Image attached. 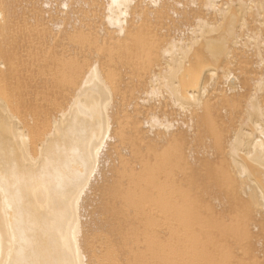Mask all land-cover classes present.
Masks as SVG:
<instances>
[{"label": "bare ground", "instance_id": "obj_1", "mask_svg": "<svg viewBox=\"0 0 264 264\" xmlns=\"http://www.w3.org/2000/svg\"><path fill=\"white\" fill-rule=\"evenodd\" d=\"M17 2L0 0V264L92 263L83 198L108 139L121 133L140 170L130 188L108 186L107 205L119 199L128 207L129 189L189 166L169 189L180 204L162 203L154 184V206L172 210L183 231L188 250L180 254L225 264V253L211 255L225 234L257 251L252 231L264 240V0H107L105 67L88 66L78 93L54 113L44 108L47 78L31 72V55L55 46L62 52L60 39L75 43L78 34L57 25L55 44L44 37L29 45ZM58 68L50 77L59 83ZM140 123L153 134L147 142ZM195 188L227 200L243 192L235 223L192 229L204 210ZM119 227H108L112 236Z\"/></svg>", "mask_w": 264, "mask_h": 264}, {"label": "rangeland", "instance_id": "obj_2", "mask_svg": "<svg viewBox=\"0 0 264 264\" xmlns=\"http://www.w3.org/2000/svg\"><path fill=\"white\" fill-rule=\"evenodd\" d=\"M106 4L107 0H18L15 14L19 24L21 26L25 24L29 29L28 37L24 38L29 45L38 41L42 42L41 39L44 37L46 41H50L49 45L55 44L57 25H61V29L70 30L71 34L75 31L78 34L75 43H66V38L60 35V38H63L60 39V42L65 47L62 52H60L62 49L60 46L46 51L44 50L46 44H44L35 46L41 51L44 50L43 54H39L41 53L39 52L35 55L33 53L36 51L31 46V54H33L31 60L34 64L31 72L37 75L42 70L46 74L45 82L47 84L41 93L45 95L44 108H47L49 113L56 112V109L60 107L67 108L73 96L78 93V86L74 85H77L78 81L84 77L88 66L96 62L105 64L104 42H106L110 30L107 23ZM40 29L46 31L47 34L40 33L41 38H38L36 31ZM48 51L51 54L47 53ZM56 58L62 60V64ZM39 59L43 61L42 66H40ZM57 64L62 77L59 83L50 77V73ZM137 79L138 83L144 81V78ZM81 97L82 95H79V98ZM132 116L135 119L140 118V115ZM137 127L145 136L144 142L149 141L148 137H153L152 133L147 132L146 124L140 123L137 124ZM121 134L108 139L109 143L105 146L103 157L99 160L100 166L94 177L95 180L83 198L85 211L88 213L85 229L88 230L90 237L88 248L94 251L91 264H169L167 261H176V264H211L203 257L196 258L194 254L192 256L186 252L185 255L180 254L188 246L187 242L183 240V231L179 229L177 218L171 212L172 210L164 212L159 206L153 204L154 184L157 187H159L158 184L162 186L160 191L162 203L166 205L180 204L173 202L172 198L175 197V194L169 189L172 182L186 176L189 166L185 168L184 172L175 169L174 172L157 173V181L155 182V179L152 182L147 180L149 183H143L141 191L139 188L134 191L135 187L129 189L133 191L131 192L132 202L128 207L120 203L119 199L117 204L107 205L108 199L107 196H104L106 189L110 186L117 190L121 187L130 188L132 186L131 179L135 178L140 170L137 157L131 153L129 145L126 146L123 137H120ZM132 134H136L135 131ZM154 140L159 141L158 138ZM191 161L192 159L188 160L189 163ZM195 165L192 163L194 169ZM170 179V184H168ZM236 188L239 189V187ZM196 191L195 188L192 193L204 210H202L200 219L191 225L192 229L212 230V225L216 222L235 223L234 204L244 196L243 192L240 193L242 196L239 193L238 195L234 193L229 197L230 200H227L209 196L205 191L200 193ZM135 192L140 194L137 195ZM137 199L139 200L138 204H136ZM252 214L257 215L255 211ZM254 216L248 220L246 226L248 231L254 230ZM119 217L120 221L117 219ZM122 219L125 220L124 223ZM114 226H120L117 236L111 235L110 230ZM252 233L257 241V244L254 245L260 252L258 250L248 251L245 248V238L225 234L211 247V255L218 258L220 254L225 253V256L222 255L225 264H238L249 259L264 264V253L261 251L264 250V240L259 239L255 231ZM219 259L222 260L221 257Z\"/></svg>", "mask_w": 264, "mask_h": 264}]
</instances>
